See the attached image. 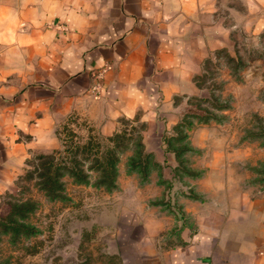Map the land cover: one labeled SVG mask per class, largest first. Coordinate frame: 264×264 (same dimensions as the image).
Instances as JSON below:
<instances>
[{
	"label": "crops",
	"instance_id": "0c3cea01",
	"mask_svg": "<svg viewBox=\"0 0 264 264\" xmlns=\"http://www.w3.org/2000/svg\"><path fill=\"white\" fill-rule=\"evenodd\" d=\"M224 1L0 0V187L30 151L55 149L47 151L55 125L72 113L103 137L140 114L145 147L175 185L163 133L181 116L175 96L231 41ZM241 1L244 26L264 29V0ZM207 126L188 136L199 197L181 191V213L137 210L131 264H264V193L241 185L229 162L235 148L211 146L219 133Z\"/></svg>",
	"mask_w": 264,
	"mask_h": 264
},
{
	"label": "rangeland",
	"instance_id": "374dc122",
	"mask_svg": "<svg viewBox=\"0 0 264 264\" xmlns=\"http://www.w3.org/2000/svg\"><path fill=\"white\" fill-rule=\"evenodd\" d=\"M224 2L227 20L234 24L230 29L231 41L213 49L205 57L209 59L203 60L199 76L175 96L181 110L177 122L183 123L176 129V122L163 133L164 148L173 153L179 150L172 160L176 165L168 171L177 181L175 185L168 179L170 176H163L162 164L154 151L146 149L145 122L138 113L131 119L121 117L116 128L124 139L118 148L116 187L110 190L95 185V171L89 172V181L85 183L76 182L65 173L63 197L50 198L39 187L36 175L22 176L27 168L34 167V156L44 153L30 151L12 172L11 179L0 187V216L10 211L12 202L30 201L33 208L18 219L36 229L24 234L4 231L0 226V264H131L135 257L133 243L139 238L142 225L134 213L149 206L162 212L181 213L178 194L187 191L188 195H197L189 186V178L199 174L191 169V163L198 158L197 149L188 136L205 123L211 132L219 133L209 140L211 146L235 148L229 162L241 185L251 195L264 193V29L254 32L244 26L246 17L241 0ZM219 48L225 49L216 51ZM215 104L227 107L218 109ZM209 112L214 117L201 121ZM188 120L192 122L190 128ZM89 126L99 135L83 117L75 113L67 115L56 123L59 133L54 135V144L47 151L59 148L58 156L64 158L67 130L72 129L83 139ZM137 140L143 143L144 152H151L146 176L138 168L131 169L128 163L136 152ZM83 162L84 167L89 163ZM173 185L171 198L168 194ZM168 237L169 230L163 232L162 239Z\"/></svg>",
	"mask_w": 264,
	"mask_h": 264
},
{
	"label": "trees",
	"instance_id": "16d2710c",
	"mask_svg": "<svg viewBox=\"0 0 264 264\" xmlns=\"http://www.w3.org/2000/svg\"><path fill=\"white\" fill-rule=\"evenodd\" d=\"M223 49L225 48H219L216 51ZM208 59L207 57L204 61ZM198 76L199 74L195 73L192 80H195ZM215 107L224 109L227 104H215ZM212 117H214V114L209 112L201 118V121L207 122ZM182 123V121L177 122L174 128L179 129ZM187 124L190 128L192 122L188 120ZM67 131L68 140L65 143L63 142V151L66 152L64 158L58 156L60 153L59 148L50 152L38 153L34 156L36 159L34 167L32 169L27 168L22 176L28 178L36 175L39 187L48 197L53 199L63 197L64 184L62 177L65 173L69 174L74 181L85 183L89 181V172L95 171L97 173L95 185L104 186L108 190L116 187L119 162L118 148L124 139L120 131L116 130L107 137H100L93 133V129L89 126L88 134L83 139L78 138L79 136L72 129L69 128ZM136 145V152L128 158V163L131 169L138 168L146 176L151 163V152L143 151L141 140H137ZM174 153L178 155L179 150H175ZM84 160L89 161L86 167H84ZM28 161L29 158H27ZM153 163L159 165L156 161ZM194 197L199 196L195 195ZM32 205L30 201L12 202L10 211L6 215L0 216V226L3 227V230L24 234L33 233L36 229L33 225L18 219V217L24 216L26 211L31 210Z\"/></svg>",
	"mask_w": 264,
	"mask_h": 264
},
{
	"label": "built area",
	"instance_id": "2783aa9c",
	"mask_svg": "<svg viewBox=\"0 0 264 264\" xmlns=\"http://www.w3.org/2000/svg\"><path fill=\"white\" fill-rule=\"evenodd\" d=\"M97 86H98L97 84L93 85V87H94L95 89H96Z\"/></svg>",
	"mask_w": 264,
	"mask_h": 264
}]
</instances>
